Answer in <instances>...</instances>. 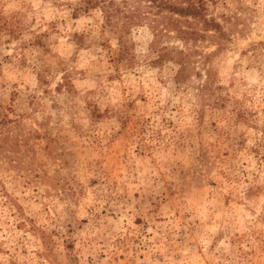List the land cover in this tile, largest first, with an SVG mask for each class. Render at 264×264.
Listing matches in <instances>:
<instances>
[{"label":"rangeland","instance_id":"1","mask_svg":"<svg viewBox=\"0 0 264 264\" xmlns=\"http://www.w3.org/2000/svg\"><path fill=\"white\" fill-rule=\"evenodd\" d=\"M84 1L0 0V264H264V0Z\"/></svg>","mask_w":264,"mask_h":264},{"label":"trees","instance_id":"2","mask_svg":"<svg viewBox=\"0 0 264 264\" xmlns=\"http://www.w3.org/2000/svg\"><path fill=\"white\" fill-rule=\"evenodd\" d=\"M138 4L146 3L149 7L155 6L158 11H168L172 14H176L182 17L192 16L196 19L202 20L203 26L205 29H218L219 24L214 20H208L205 17V3L203 0H139ZM85 7H95L101 6L105 10V18L109 22H112L114 19L118 20L120 18H124V28L128 27L134 22L142 21L147 18V12L143 11L138 6H134L133 2L129 0H121L120 3H116L115 0H85ZM137 4V5H138ZM169 26L174 27V29H178L180 33H191V34H199L196 31H188L183 29L181 26H178L174 22H170ZM176 62L180 65L185 64V60L183 58H179Z\"/></svg>","mask_w":264,"mask_h":264}]
</instances>
